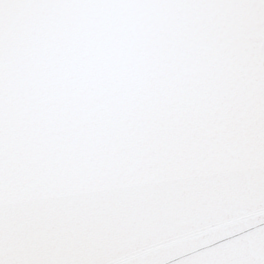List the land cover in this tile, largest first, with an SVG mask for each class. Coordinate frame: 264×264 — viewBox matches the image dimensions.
Masks as SVG:
<instances>
[{
    "label": "snow or ice",
    "instance_id": "1",
    "mask_svg": "<svg viewBox=\"0 0 264 264\" xmlns=\"http://www.w3.org/2000/svg\"><path fill=\"white\" fill-rule=\"evenodd\" d=\"M0 264H264V0H0Z\"/></svg>",
    "mask_w": 264,
    "mask_h": 264
}]
</instances>
